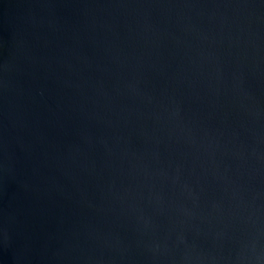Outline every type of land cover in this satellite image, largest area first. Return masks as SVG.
I'll return each instance as SVG.
<instances>
[{
    "label": "water",
    "instance_id": "water-1",
    "mask_svg": "<svg viewBox=\"0 0 264 264\" xmlns=\"http://www.w3.org/2000/svg\"><path fill=\"white\" fill-rule=\"evenodd\" d=\"M0 264H264V0H0Z\"/></svg>",
    "mask_w": 264,
    "mask_h": 264
}]
</instances>
